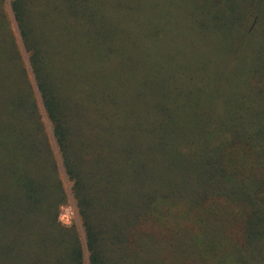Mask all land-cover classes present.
Segmentation results:
<instances>
[{
    "label": "trees",
    "instance_id": "obj_1",
    "mask_svg": "<svg viewBox=\"0 0 264 264\" xmlns=\"http://www.w3.org/2000/svg\"><path fill=\"white\" fill-rule=\"evenodd\" d=\"M4 1L0 264H264V0Z\"/></svg>",
    "mask_w": 264,
    "mask_h": 264
},
{
    "label": "rangeland",
    "instance_id": "obj_2",
    "mask_svg": "<svg viewBox=\"0 0 264 264\" xmlns=\"http://www.w3.org/2000/svg\"><path fill=\"white\" fill-rule=\"evenodd\" d=\"M4 15L6 16V19H7L8 23H9V25H10V28L12 29V32L14 34V38L16 39L17 45L19 46L20 51L22 53L23 60H24L25 64L27 65V61H28L27 60V54H26V52L24 50V47H23V44H22L18 29L16 27V23L14 21V18H13L12 12H11L10 0H5L4 1ZM168 45H170V44H168ZM162 48H160L158 50L160 53H163V52H166L168 50H171V47L167 48V49H162ZM192 52L193 51H191L190 53L192 54ZM27 68H28V66H27ZM29 76L32 79L31 75H29ZM48 132H49V128H48ZM53 150H54V153L56 155L58 164L60 166L59 156L57 154V150H56L54 144H53ZM60 171H61V180H62L64 188H65V190H66V192L68 194L69 201H68L67 205L62 206L60 208L58 219H59L60 223L62 225H64V226L76 225V227L78 228L80 234L82 235L81 225H80L79 217H78V214H77V210L75 208L74 201H73V199L71 197V192H70L71 185L67 181L65 175L63 174L61 167H60Z\"/></svg>",
    "mask_w": 264,
    "mask_h": 264
}]
</instances>
